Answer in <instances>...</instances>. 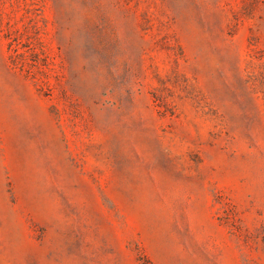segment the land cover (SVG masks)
<instances>
[{"label": "rangeland", "instance_id": "374dc122", "mask_svg": "<svg viewBox=\"0 0 264 264\" xmlns=\"http://www.w3.org/2000/svg\"><path fill=\"white\" fill-rule=\"evenodd\" d=\"M0 264H264V0H0Z\"/></svg>", "mask_w": 264, "mask_h": 264}]
</instances>
